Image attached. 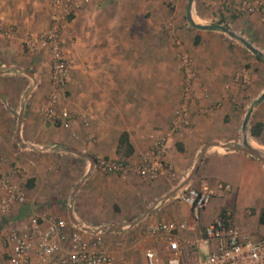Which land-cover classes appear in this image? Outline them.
I'll return each mask as SVG.
<instances>
[{
    "label": "crops",
    "instance_id": "crops-1",
    "mask_svg": "<svg viewBox=\"0 0 264 264\" xmlns=\"http://www.w3.org/2000/svg\"><path fill=\"white\" fill-rule=\"evenodd\" d=\"M173 1L174 11L162 0L83 2L64 35L70 74L59 105L75 116L71 126L64 128L47 122L40 113L51 90L50 56L28 52L22 46L27 34L47 29L51 0H0V26L16 29L10 38L0 35V160H5L0 171L25 194L23 202L0 215V264L11 253V246L5 244L9 232L23 228L32 218L62 215L79 182L72 205L77 221L93 229L123 226L108 232L111 241L123 239L122 248L110 245L112 249H107L113 264H135L147 249L156 251L158 264L163 263L168 254L166 242L140 239L139 230L151 221L192 224L176 232L185 249L184 264H193L195 256L210 250V246L199 245V239L205 226L226 209L232 212L227 228L236 227L254 240L264 237V162L245 152L220 147L206 150L188 183L199 185L205 180L215 187L225 182L231 190L216 191L196 222L191 207L176 193L160 200L189 177L204 146L238 143L245 115L264 93V59L221 31L222 27L230 29L264 54L261 12L237 13L244 1L252 0H196L193 19L212 26L211 30L186 24V1ZM177 41L199 71L197 104L210 110L168 142L166 159L176 179L145 182L135 175H104L95 169L84 178L91 160L64 149H75L95 160L135 163L150 147V136L168 128L179 105L183 80ZM242 68L250 71L252 80L245 89L232 81ZM254 94L253 106L244 112L246 99ZM263 105L264 100L255 107L248 124L251 139L247 136L248 143L260 152L264 150V113L259 114ZM253 118L256 122L251 123ZM257 123L262 127L254 137L250 129ZM124 133L133 149L128 156L118 153ZM54 191H62L63 203L50 199ZM148 209L152 210L143 219L128 225ZM128 237H133L132 244ZM50 264H58V255Z\"/></svg>",
    "mask_w": 264,
    "mask_h": 264
},
{
    "label": "built area",
    "instance_id": "built-area-1",
    "mask_svg": "<svg viewBox=\"0 0 264 264\" xmlns=\"http://www.w3.org/2000/svg\"><path fill=\"white\" fill-rule=\"evenodd\" d=\"M84 1L51 0L47 29L27 34L22 39V46L26 51L47 53L50 56L51 90L40 106V113L47 122L64 128H69L75 119L74 115L67 109H61L59 105L60 93L70 74L64 35L70 20L82 9ZM258 10L264 24V0L244 1L237 13H254ZM15 33L14 27L0 26L3 38H10ZM176 47L183 80L179 105L170 125L165 131L150 136L151 145L139 156L137 162L98 158L95 170L104 175H135L145 182L162 177L170 181L176 179L175 171L166 159L168 142L173 135L189 128L195 117L210 110L197 104L196 83L199 71L192 56L181 41L176 42ZM232 81L243 89L249 87L252 81L250 71L242 68L233 75ZM204 97H207L206 90ZM4 162L5 160H0V164ZM14 171H19L17 166ZM230 190L229 183L218 182L215 187H211L203 180L199 185L186 184L176 192V197L191 207L193 221L196 222L216 191ZM24 198L21 186L7 180L0 171V215L23 202ZM231 215V210L226 209L205 226L198 243L210 246V250L202 256H195L193 264H264V237L254 240L236 227L227 228L226 223L230 221ZM191 226L187 222L157 220L148 222L143 228V234L166 242V264H184L185 249L177 240L176 232ZM5 244L11 246V253L4 264H50L51 258L56 255L58 264H113V257L105 248L100 232H88L63 217L51 214L32 218L21 229H12ZM0 256H3L1 250ZM144 260L145 264H158L156 251L145 250Z\"/></svg>",
    "mask_w": 264,
    "mask_h": 264
},
{
    "label": "water",
    "instance_id": "water-1",
    "mask_svg": "<svg viewBox=\"0 0 264 264\" xmlns=\"http://www.w3.org/2000/svg\"><path fill=\"white\" fill-rule=\"evenodd\" d=\"M193 2L194 0H188V4H187V10H186V20L187 22L190 24V26L194 29H198V30H211L212 26H206V25H200L198 23H196L193 19V15H192V6H193ZM221 31L223 33H226L227 35H229L231 38L233 39H237L239 40L252 54L260 57L261 59H264V54L259 51L258 49H256L255 47H253L249 42H247L246 40H243L241 37L237 36L233 31H231L228 28L222 27ZM264 100V93L257 99V101L255 102L254 106L247 112V114L245 115L243 124H242V133H243V142H242V146H233V145H229V144H220V143H209L208 145L204 146L201 150V154L200 157L196 163V165L194 166L191 174L189 175V177L184 180L182 183L178 184L171 192H169L167 195H165L163 198H161L160 200L163 199H167L171 196H173L179 189H181L183 186H185L196 174L197 169L199 167V164L206 152L207 149H209L210 147H220L223 148L225 150H231V151H242L245 152L255 158H257L258 160H260L261 162H264V153L260 152L259 150L253 148L247 141V136H248V124L251 118V115L255 109V107L260 104L262 101ZM20 124H21V120H19V128H20ZM19 141L21 142L20 139V132H19ZM23 147H25L23 145ZM32 149H37L36 147L32 146ZM50 149V147H45V148H41V150H48ZM65 151L77 154L81 157H85V158H89L91 160V167L90 170L88 171V173L86 174V177H89L91 171L94 169L95 166V162L96 160L86 154H83L75 149H70V148H66L64 149ZM80 185V182L75 186L72 194H71V198H70V209H69V217L71 222H73L76 226L82 228L83 230H86L88 232H102V231H113V230H119L121 229L123 226L120 224H108V225H104V226H100L97 227L95 229L93 228H89L85 225H83L82 223H80L79 221H77V219L74 217L73 214V200H74V196L75 193L78 189ZM152 209H148L147 211H145L141 216H139L136 220L130 222L128 225H134L135 223H137L138 221H140L141 219H143L149 212H151Z\"/></svg>",
    "mask_w": 264,
    "mask_h": 264
},
{
    "label": "rangeland",
    "instance_id": "rangeland-1",
    "mask_svg": "<svg viewBox=\"0 0 264 264\" xmlns=\"http://www.w3.org/2000/svg\"><path fill=\"white\" fill-rule=\"evenodd\" d=\"M166 3L167 7L169 8L170 11H174L175 9V3L173 0H162ZM186 3L188 4V0H185ZM195 2L196 0H194L193 2V6H192V12H193V7L195 5ZM196 21H198V19H195ZM186 24H189L188 22H186ZM172 25V24H171ZM171 25H168L169 27L168 28H171L172 26ZM190 25V24H189ZM176 26V25H175ZM177 40H179V38L177 37ZM258 82V81H257ZM254 84V83H253ZM252 84V85H253ZM259 84H260V81L257 83L258 87H259ZM256 85V86H257ZM254 96L255 94L253 95V97H250L248 99H250V101L247 102L248 99H246V107H245V111L244 112H247L249 110V108H251L253 106V102H254ZM249 97V96H248ZM257 109V108H256ZM259 114L260 113H264V105L259 109ZM258 113V110H255L254 114L257 115ZM255 117V116H254ZM256 122V119L253 118L251 120V123H254ZM248 138L249 140L251 139L250 135H249V129H248ZM242 142H243V136H242V131H240L239 135H238V143L236 144H232V145H239V146H242ZM223 143H227V142H223ZM250 144V143H249ZM222 151H225V150H222ZM261 152L264 153V150H261ZM193 185V184H191ZM62 198H63V195H62V191H54L53 195H52V198H50L51 200H54L55 202L57 203H63L62 202ZM47 200V199H46ZM69 209H70V203H69V206H66L65 207V210L63 211V214L62 215H56V214H51V215H54V216H59V217H63L65 218L68 222H70V217H69ZM103 210H106L107 213H109V209H103ZM143 228L144 226L141 227V229L139 230L140 231V235H141V238L140 239H147L146 236L143 234ZM110 231H104L101 233V237L103 238L104 240V244H105V248L108 249L109 251L112 249L110 247V245L112 247H119V248H122V242H123V239L120 237V238H114L112 241L110 240V238L108 237L109 236V233ZM134 237V236H133ZM133 237H128V243L132 244V238ZM112 242V244H110ZM158 254V253H157ZM124 257L125 255L127 256L126 253L123 254ZM143 258H141L140 260H136L135 261V264H145V260H144V252L141 254ZM125 259V258H123ZM162 264H166V259L164 258V261Z\"/></svg>",
    "mask_w": 264,
    "mask_h": 264
},
{
    "label": "trees",
    "instance_id": "trees-1",
    "mask_svg": "<svg viewBox=\"0 0 264 264\" xmlns=\"http://www.w3.org/2000/svg\"><path fill=\"white\" fill-rule=\"evenodd\" d=\"M260 59L259 57H257ZM262 125L257 123L254 124L251 129H250V134L251 136L257 137L260 134ZM118 153L122 154L123 156H128L133 152V149L131 145L129 144L128 137L124 133L120 136L119 141H118Z\"/></svg>",
    "mask_w": 264,
    "mask_h": 264
},
{
    "label": "bare ground",
    "instance_id": "bare-ground-1",
    "mask_svg": "<svg viewBox=\"0 0 264 264\" xmlns=\"http://www.w3.org/2000/svg\"><path fill=\"white\" fill-rule=\"evenodd\" d=\"M195 21V20H194Z\"/></svg>",
    "mask_w": 264,
    "mask_h": 264
}]
</instances>
